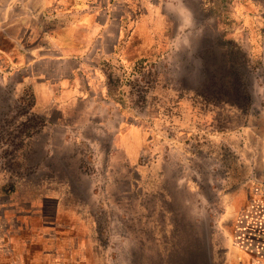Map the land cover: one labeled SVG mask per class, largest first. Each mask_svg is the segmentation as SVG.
Listing matches in <instances>:
<instances>
[{"label":"rangeland","instance_id":"374dc122","mask_svg":"<svg viewBox=\"0 0 264 264\" xmlns=\"http://www.w3.org/2000/svg\"><path fill=\"white\" fill-rule=\"evenodd\" d=\"M106 1L63 111L0 32V264H264V0Z\"/></svg>","mask_w":264,"mask_h":264},{"label":"crops","instance_id":"0c3cea01","mask_svg":"<svg viewBox=\"0 0 264 264\" xmlns=\"http://www.w3.org/2000/svg\"><path fill=\"white\" fill-rule=\"evenodd\" d=\"M105 2L0 0V32H5V38L14 43L13 51L3 52L12 61L11 71L20 76L22 87L31 86L34 108L40 113L73 107L90 86L82 83L78 72L88 55L103 56L106 42H111L106 32L111 19L106 14ZM45 200H55L59 215L63 198L46 196L42 201ZM63 229L80 235L79 228ZM25 247L27 252L23 250V262L19 264H34L33 251L29 253L30 246ZM8 257L14 258L11 253Z\"/></svg>","mask_w":264,"mask_h":264},{"label":"trees","instance_id":"16d2710c","mask_svg":"<svg viewBox=\"0 0 264 264\" xmlns=\"http://www.w3.org/2000/svg\"><path fill=\"white\" fill-rule=\"evenodd\" d=\"M141 24L143 25V32L145 34V37L141 36L142 41L145 43V45H150V42L153 43V41L156 39V36L153 31L151 32V27L148 26V24L145 22V20H141ZM143 60H145L143 58Z\"/></svg>","mask_w":264,"mask_h":264}]
</instances>
